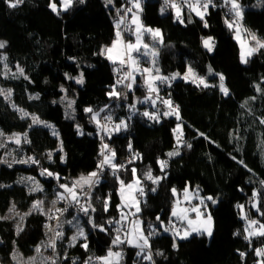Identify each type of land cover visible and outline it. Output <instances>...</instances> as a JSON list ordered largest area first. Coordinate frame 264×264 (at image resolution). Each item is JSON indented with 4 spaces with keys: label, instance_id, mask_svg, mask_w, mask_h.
Segmentation results:
<instances>
[{
    "label": "trees",
    "instance_id": "obj_1",
    "mask_svg": "<svg viewBox=\"0 0 264 264\" xmlns=\"http://www.w3.org/2000/svg\"><path fill=\"white\" fill-rule=\"evenodd\" d=\"M51 2L23 0L16 7H10L9 0H0V41L6 42L0 49V89H11L10 97L0 95V128L6 133H25L27 142L23 138L21 145L25 160L33 157L38 161L18 163L5 157L7 148L0 149V217H5L13 204L15 211L28 213L41 197V193L29 191L20 181L22 175L39 177L47 200L57 196L56 183L72 185L85 157L96 149L98 127L85 109L92 108L95 112L104 104L112 103L116 124L123 120L127 128L107 134L106 141L116 147L115 162L138 154L121 171V176L132 180L134 168L144 185L138 215L142 217L146 233L155 230L149 238L154 264H259L264 260L255 252L264 248V237L244 238L247 219L237 207L244 205L247 217L264 224V124L261 123L264 120V49L253 54L246 64L241 62L240 44L225 24L224 0H215L221 7L208 10L205 17L208 27L196 22L187 10L182 11L184 23H180L172 10L160 11L158 0L141 2L143 22L158 26L164 35L162 42L156 44V64L161 73L172 77L175 73H186L191 66L209 85L197 86L177 76L170 88L160 90L161 99L180 103L179 120L175 115H163L166 111L160 104L146 102L133 108L126 97L117 100L108 95L116 87V70L113 62L101 53L116 38L115 10L120 0H113L112 4L106 0H84L83 3L73 0L72 6L67 11L61 10L59 15L49 7ZM55 2L59 8L60 0ZM239 3L244 13L243 27L264 40V0H239ZM202 34L214 38L212 52L203 47ZM146 37L152 42L150 35ZM4 53L12 67L23 69V75H2ZM81 73L82 84L76 82ZM217 73L224 75L229 95L220 91ZM37 95L38 99H30ZM71 97L75 103L69 108ZM18 109L29 115L22 117ZM144 112L159 114V120L149 119ZM33 115L51 127L45 123L33 124ZM180 123L182 142L177 145L174 129ZM177 150L179 155H167ZM160 160L167 161L163 171ZM43 169L57 174L59 179L56 175H41ZM149 169L154 177L164 179L153 184L144 176ZM114 173L106 168L102 173L103 183L91 188L88 216L92 224L102 225L105 230L100 227L94 230L82 220L87 225L86 239L72 244L69 230L63 228V236L56 241L61 255L58 264H85L89 258V264H98L96 257H104L115 247L122 253L119 264H152L137 256L138 248L126 242L117 246L112 243L120 233L117 229L125 227L121 221L115 223L119 221L121 207L118 206L122 201L120 179ZM185 187L195 189L199 197L205 198L214 219L211 237L193 233L181 240L164 231L179 221L171 216V210ZM153 188L156 190L152 191ZM173 188L177 192L175 196ZM254 192L258 194L255 198ZM208 196L217 202L206 200ZM46 218L43 212L31 211L25 216L19 233L15 219H0V262L19 264L13 258L15 249L29 256L37 246L46 245L52 237L45 227ZM179 222L182 230L183 223ZM85 243L87 249L82 246ZM240 253L245 255L242 257Z\"/></svg>",
    "mask_w": 264,
    "mask_h": 264
},
{
    "label": "snow or ice",
    "instance_id": "obj_2",
    "mask_svg": "<svg viewBox=\"0 0 264 264\" xmlns=\"http://www.w3.org/2000/svg\"><path fill=\"white\" fill-rule=\"evenodd\" d=\"M81 3L84 2V0H80ZM108 4H111L113 0H106ZM132 7H128L124 10V15L120 16V10L117 9V15L119 16V19L116 21V39L112 42V45L110 47H106L105 49L102 50L101 54H105L107 56V59L110 61L119 62L121 66L127 64L130 67V71L124 73V79H130L131 83L127 84V87L129 89L132 88L133 83H135V76L133 75V72L136 71H143L144 73H147V77L145 79V84L147 85L149 94L153 92H157L158 89L155 87L154 82L155 81H169V77H164L160 75H153L152 74V69H140L138 66V61L136 58L133 56L134 52H140L141 49H148L147 44L142 43V35L144 32L150 33L153 39H158L160 42H162L163 37L162 33L160 32L159 29H151V28H145L142 23L140 22L139 18V11H142L141 7V0H130ZM225 5L229 6V13L232 15V19H225V24L230 30L235 31V38L240 44V60L242 63H247L248 59L253 56L256 52H258L261 49H264V40L259 39L255 33L249 32L248 29L243 27L242 21H243V9L241 4L239 3V0H224ZM23 3V0H9V6L10 7H16L18 4ZM73 4V0H60V5L59 8L57 6V3L55 0H52V2L49 4V7L51 10L56 13L57 15L60 14V11H67ZM164 7L160 9V11L163 13L166 11L167 8H172L175 10L176 14V19L180 23H184L183 19V13L182 9L183 6L186 5L187 8L190 10V12L194 13L197 17L200 18V20L203 22L204 27H208L207 20L205 19V16L208 14L209 7L212 6L214 7L215 5L213 4V0H181V2H177V0H164ZM133 9H136L137 11L134 12ZM128 13L132 14L131 17V25L135 26V36H136V42H124L122 38V33L120 31V27L122 24L125 23V18ZM246 33L248 36L251 38V42H254V46L252 43L249 42V40H245L241 38V34ZM202 44L203 47L206 48L209 52H212L214 47H215V40L213 37L209 36L207 38H202ZM6 45L5 41H0V49L4 48ZM146 54L156 56L158 53L155 51V49L151 50L150 52H147ZM3 59H6L4 57ZM153 64H155V61H153ZM17 71L23 75V69L19 68L17 66ZM209 73L213 72V69L209 67L208 69ZM156 72H159V69H156ZM7 73H5L6 75ZM179 73L173 74L171 79H175L177 76H179ZM216 75L219 76V89L224 95H229V89L225 86V77L223 74L217 73ZM183 79L186 81H191L192 83L196 84L197 86H204V87H209L208 83L206 82V79L202 76H199L195 70L189 66L187 69V72L184 74ZM76 82L82 84L83 83V73L80 74L78 78H76ZM123 83V80H118L117 84ZM64 89L62 88V91ZM257 91H260L259 85H257ZM0 95H4L5 98H8L11 96V89L4 90L0 89ZM109 96H114V97H119L121 94L117 91H115V86H113V90L108 93ZM149 97H146V99H149ZM30 99H38V95L35 97H30ZM64 99H67V97H64ZM253 99H255L253 97ZM75 103V101H69L68 102V107L71 108L72 105ZM155 101H153V104ZM165 105L168 106L169 111L163 113V115L168 116V115H175L176 118L179 120V106L178 105H173L171 100H165L163 101ZM15 107V105H13ZM134 108L133 106H130ZM18 111L21 112L22 117H27L29 113L24 112L23 109H18ZM86 112L91 113V119L97 124V127L104 130L108 135H111L112 132H119L122 128L126 129L127 128V123L123 120L120 121L119 124L114 125L111 130L108 129L107 124H102L99 116V112H94L92 108H86ZM103 111V109H101ZM144 116L149 117V119H154V120H159V114L157 113H149V112H144ZM105 119L107 121H111L112 117L106 116ZM32 122L33 124H38V123H45L43 121H40L39 117L37 116H32ZM261 123L264 124V120H261ZM48 127H51V125H47ZM78 131H80L79 126H77ZM174 131L177 133V145H180L182 142V131L180 129V125H177V129H174ZM54 135H58L55 131L53 132ZM80 134H83L80 132ZM4 133L0 131V136H3ZM202 135V134H201ZM25 136V141L26 140V134ZM8 140H14V142L19 145L21 143V136L20 134H13V136L8 137ZM2 146V145H0ZM188 147H191V145H188ZM129 148H131V144H129ZM62 150V146H61ZM100 155L103 157L100 163L97 165V171H93L88 173L87 175H81L77 180H75L71 186L68 184H60L59 187L63 189V192H60L57 194V199L58 200H68L69 203H75L80 206V211L84 212L87 214L89 212V208L91 205L89 204L88 206H85L81 204L80 201V196L81 193H83L85 196H87V193H84L85 187L91 189L92 186L95 184H98L100 182V174L105 168V166H110L113 170H116L117 168H122L124 167L123 165H117L113 161L115 159L116 153L115 150L110 148L108 144H102L101 146V151ZM169 157L179 155L178 150L177 151H172L167 154ZM138 154H135L133 158H137ZM49 158H51V153H49ZM63 160L64 157H61ZM18 163H38L37 160H35L33 157H29L27 160H22V161H16ZM131 163V161H129ZM160 168L163 171L167 167V161L165 160H160L159 162ZM242 163V162H241ZM11 167V165H9ZM48 175V176H53L56 175V178L59 179V176L57 174H54L52 172H49L47 169H43L41 171V175ZM132 174L133 177H136V169H132ZM144 176L147 180L152 181L153 184H159V181L161 179H164V177L156 176L154 177L152 175L151 169H149L147 172L144 173ZM22 179H28L32 180L35 183V187L31 188L30 191L35 192V191H42L43 189L40 187L38 182L34 181V178L32 177H27V178H22ZM264 183V182H262ZM79 189V191H78ZM156 189L153 188L152 191H155ZM135 193H139L141 196L144 194V189L141 187V180L139 178H135L131 183L125 184L123 180H120V196L121 200L123 202V207L127 208H135V212L132 213V215H136L140 213V201L137 199ZM173 195H177L176 189H172ZM198 197V191L196 193ZM258 194L253 193V197L255 198ZM183 198L185 201H191L193 198V193L190 192L189 188L185 187L183 190ZM206 200L211 201L213 204H215L217 201L212 197L208 196L206 197ZM43 201L37 200L33 203L32 209L29 210L28 213H24L23 215H20L15 211V204H13L9 209L8 212L14 215H18L20 217V221L22 222L24 220V217L27 215L31 214V211L33 210H38L43 212ZM53 205H55L56 201L52 202ZM105 211H107L108 208V201L106 200L105 202ZM200 205L204 206V209H206V204H205V198L200 199ZM254 207H257L256 204L253 205ZM121 207V206H118ZM241 210H243V205H237ZM94 211V209H92ZM257 210L259 208L257 207ZM67 211L66 208L64 209H55L56 213L63 214V212ZM189 213H194L195 218H192ZM46 215L48 213H45ZM171 216L175 217L177 220L181 222H186V227H184L182 230L180 228H177L175 225H172L170 228H165L164 231L172 232L174 239L179 238L181 240H185L189 238L190 236L193 235V233L196 234H207V236L211 237L213 233V218L210 213L206 212L199 206H193L191 208L187 207H181V201L177 199L172 207L171 210ZM10 217H0V219H8ZM50 219L53 218V216H49ZM57 220L59 219L58 216L55 217ZM247 219V217H244ZM127 219V214L121 211V220H126ZM156 219L160 221L161 225H163V221L160 220V217L157 216ZM90 223L92 222L91 220L89 221ZM68 223H71L69 221ZM109 223H113V221H109ZM115 223H120V221H115ZM142 221L139 219H136L132 222V228L125 233V237L122 240L120 235L117 234L116 237L113 239L112 243L113 245H118L121 243H127L131 246H134L139 249V252H137L138 257H142V259L151 261L152 264H154L152 254H151V245L149 244V237L155 234V230H150L147 235H145L144 229L142 228ZM258 225V227H257ZM45 227L49 228V231H53L50 225H45ZM93 227H100L102 231L105 229L103 228L102 225H95L93 224ZM151 227V226H150ZM57 228H59V225H57ZM23 230L22 226L20 224L17 225L16 231L17 233L21 232ZM121 229H117V232L119 233ZM244 231L247 233L245 235L246 240H250L251 237L254 236H260L264 237V224H261L257 220H249L248 221V226L244 229ZM63 236L62 231H55L54 235L49 239L45 247L51 248L53 251L56 249V241L57 239H60ZM79 237H84L85 232L83 228H77V232L75 235L72 236V242L75 243L76 240ZM85 249H87L88 245L85 243L82 245ZM173 247H177L175 243H173ZM41 250L40 246H37L35 251L39 253ZM147 250V251H146ZM256 255L257 256H264V248L261 249H255ZM161 254V253H158ZM240 255L243 257L245 254L240 253ZM14 259L16 258L15 256L13 257ZM122 258V253L119 251H112L110 248L108 250V253L104 257H96L98 261H101L102 264H119V260ZM30 260H35V257L29 258ZM51 260V264H56V260L53 259L52 257L48 258ZM91 258H89V261H86L85 264H89ZM259 264H264V260H261Z\"/></svg>",
    "mask_w": 264,
    "mask_h": 264
},
{
    "label": "rangeland",
    "instance_id": "obj_3",
    "mask_svg": "<svg viewBox=\"0 0 264 264\" xmlns=\"http://www.w3.org/2000/svg\"><path fill=\"white\" fill-rule=\"evenodd\" d=\"M113 3V2H112ZM111 3V4H112ZM224 4V10L226 11V13H227V19H232L233 17H232V15L229 13V6H226L225 5V3H223ZM125 5H126V3H125V1H122V0H120V2H119V5L117 6V8L120 10V7H125ZM141 7H143V3H141ZM184 7V6H183ZM218 7H221V5L219 4L218 5ZM211 8H214V7H211ZM217 8V7H216ZM135 9H133V11H134ZM184 10V9H183ZM137 10H135L134 12H136ZM142 11H139V18H140V22L142 23V25L145 27V28H151V29H159L160 30V32L162 33V37L164 38V35H163V32H162V29L161 28H159L158 26H151V25H148V24H145L144 22H143V17H142ZM132 15V14H131ZM132 17V16H131ZM196 19V22H201L202 24H203V22L200 20V18L198 17V18H195ZM135 26L133 25V31H134V33H133V37L135 36ZM233 32H234V34H235V31L234 30H232ZM147 35H150L151 36V34L150 33H147V32H144L143 33V35H142V37H141V39H142V42L144 43V44H147L149 47H148V49L147 50H145V49H143L142 50V54H133V56L136 58V60L139 62L140 60H141V58H144L143 56L144 55H146V57L148 58H150V60H149V62L148 63H150V62H152V66H155V64L157 63V60H158V57H157V55L156 56H152V55H148V54H146L147 52H150L151 50H153V49H155V51L158 53V46L157 45H155V44H157V43H160V41L158 40V39H153V37L151 36V40H152V42L150 43V42H148L147 41ZM209 36H211L212 37V35H203L202 34V37L203 38H207V37H209ZM122 38H123V36H122ZM136 38V37H135ZM241 38L242 39H245V40H249V42L250 43H252L253 44V46H254V42H251V38H250V36H248L246 33H242L241 34ZM259 38V37H258ZM116 39V38H115ZM114 39V40H115ZM260 39V38H259ZM262 40V39H261ZM4 57H6V59H3ZM153 61H155V64H153ZM148 65V64H147ZM152 66H150V67H152ZM150 67H148V68H150ZM19 68H21L20 66H19ZM153 68V67H152ZM2 75L3 76H5V77H7V76H9V77H11V76H18V75H21L18 71H17V66H15V67H12L9 63H8V61H7V55L4 53L3 55H2ZM5 73H7L6 75H5ZM125 73V72H124ZM124 73H123V76H121V78L122 77H124ZM159 73V72H158ZM180 75L179 76H184V74L185 73H179ZM159 75L160 76H164V77H169V78H171L170 76H165V75H163L162 73H161V71H160V73H159ZM80 76V75H79ZM201 76V75H200ZM202 77H204V76H202ZM205 78V77H204ZM117 80H121V79H118L117 78ZM117 80H116V78H115V81H116V87H115V91H117V92H119L121 95L119 96V97H117L116 99L117 100H119V99H123L124 97H126V99H127V102H129V103H131V104H133V101L132 100H135L138 96V98L136 99V100H140L141 99V97L143 98V100H144V102L146 103V102H149V101H147L148 99H146V97H149L150 96V98L149 99H154V97L153 96H151L152 94H149V91H145V92H143L142 93V91L143 90H141L139 87H137L136 89H137V91H138V93H139V95L137 96V94L135 93V95H133L130 91H129V88L127 87V82L126 81H124L123 80V83H120V84H117ZM174 80H176V79H174ZM154 84H155V87L158 89V94H159V96H160V90H165V89H168V88H170L169 87V85L167 86V85H165L164 84V82H161V81H155L154 82ZM135 84H133V86H134ZM163 85H165V86H163ZM154 93V92H153ZM154 96H156V95H154ZM161 97V96H160ZM168 100V99H167ZM69 101H74V98L73 97H71L70 98V100ZM143 102V103H144ZM144 103V104H145ZM161 105V104H160ZM73 106H74V104H73ZM163 108H164V110L166 111V112H168L169 111V108H168V106H162ZM101 109H103V111H101ZM113 111H114V107H113V104L112 103H107V104H104L98 111H95V112H99L100 113V116H99V119H100V121H101V123L103 124L104 122H106V124L107 125H111L112 127L114 126V125H116V120H115V117H114V113H113ZM150 113V112H149ZM111 116L112 117V120L111 121H107L106 119H105V117L106 116ZM105 119V120H104ZM155 121V120H154ZM47 124V123H46ZM180 125V127H181V123L179 124ZM111 127V128H112ZM177 129V128H176ZM101 130L102 129H100V128H98V130L96 131V134H95V136L97 137V139L95 138V147H96V149L94 150V152H89L88 154H87V156L85 157V160H84V162H83V164L81 165V167H82V169L79 171V173L80 174H78V176H76L75 178H74V180L73 181H75V180H77L81 175H87L88 173H90V171H89V167L87 168L86 166L90 163L89 161H91V159H90V156L94 159V164L91 166V169H92V172L93 171H97V165L99 164V162L101 161L100 159L101 158H103L101 155H100V151H101V146H102V144H108L107 143V141H106V135L104 136V138H103V140L101 139ZM0 131H2L3 133H4V135L3 136H0V145H2V146H0V149H4V148H7V151H6V155H5V157L6 158H9L10 160H13V161H22V160H25L26 159V156H25V153H24V150L21 148V145H22V143H23V138H25V136H24V134L25 133H23V132H18V131H14V132H11V133H6V132H4L1 128H0ZM114 132H112L111 134H113ZM176 133V132H175ZM13 134H20V136H21V143L19 144V145H17L15 142H14V140H8V137H10V136H13ZM176 136H177V134H176ZM23 139V140H22ZM175 142H176V137H175ZM109 145V144H108ZM109 147L110 148H113L114 150H115V152H116V147H114V146H111V145H109ZM131 155V154H130ZM128 156V155H127ZM127 156H126V158H125V160L123 161V162H115V160L116 159H114V163L115 164H117V165H123V163L126 161V159H127ZM132 156V155H131ZM100 160V161H99ZM129 161H131L132 162V160L130 159V157L128 158V162H127V164H125V165H123L124 167H122V168H117L116 170H113L110 166H108V168H110L111 170H113L115 173V176H118V178L120 179V180H123L124 182H125V184H128V183H131L135 178H139L140 180H141V178L140 177H138V175H137V173H136V177H133V174H132V180H130V181H127V180H125L122 176H121V171H123V170H126L127 169V167H128V165H130V163H129ZM36 164V163H35ZM38 166V165H37ZM27 177H32V178H34V181L35 182H38V184L40 185V187L43 189L42 191H35L36 193H41V197L40 198H38L37 200H41V201H43L44 203H43V213L45 214V213H48L47 214V216L49 215H52V212L55 210V209H57V201H56V197H53L52 199H50V200H47L46 198H47V196H46V194L43 192L44 191V185H43V182H41V180L39 179V177H36V176H33V175H30V174H25V175H22V177H21V179H20V181L22 182V183H24L26 186H27V188L29 189V191H30V189L31 188H33V187H35V183L32 181V180H28V179H22V178H27ZM49 177H51V176H49ZM100 178H102V174L100 175ZM56 181V180H55ZM141 182H142V180H141ZM103 183V182H102ZM59 185L60 184H64L63 182L62 183H58ZM57 183H56V185H55V187H57V188H59V185H58ZM95 185H100V182L98 183V184H95ZM94 185V186H95ZM69 186H71V185H69ZM94 186H92V187H94ZM141 187H143V189H144V185H142L141 184ZM56 188V189H57ZM119 190H120V182H119ZM78 191H79V189H78ZM90 192H92L91 190H89ZM89 191H88V189H87V187H85V189H84V193H87V194H89V197L88 198H85V203L84 204H86L85 206H87L88 204H89V201H90V199H91V195H90V193H89ZM144 194H145V189H144ZM135 195H136V197L137 196H139V193H135ZM81 197H82V199H84V197H85V195L82 193V195H81ZM81 199V200H82ZM138 199V198H137ZM36 200V201H37ZM141 200V199H140ZM139 200V201H140ZM53 201H56V203H55V205H53ZM122 201V200H121ZM121 210H120V212L121 211H123L124 213H126L127 214V219L126 220H123L124 221V223L126 224V227L123 229V230H121L120 231V233H119V235H120V237H121V239L123 240L124 239V237H125V233L126 232H128L131 228H132V222L134 221V220H136V219H139L140 221H142L143 222V220H142V217H141V215L139 216L138 214H136V215H131L128 211H131L132 213H134L135 212V208L134 207H132V208H127V207H123V202H121ZM139 206H140V204H139ZM244 206V205H243ZM36 211H38V210H36ZM242 211V214H241V216L242 217H247V211H246V207L244 206L243 207V210H241ZM17 213H19L20 215H23L24 213H20V212H18V211H16ZM39 212H41V211H39ZM46 215V214H45ZM8 217H10V218H13V219H15V224H16V228H17V225L18 224H20L22 227H23V225H24V223H25V217H24V220L21 222L20 221V217L18 216V215H14V214H11V213H8ZM120 219H121V214H120ZM249 217H247V224H248V221H249ZM68 220L69 221H72L71 223H68ZM250 220H252V219H250ZM59 221H61L60 222V226L62 225V228H65L66 230H69L68 231V236H69V238H70V243H72V244H74L73 242H72V236L73 235H75L76 234V232H77V228H83V230H84V232H85V236H86V226L87 225H85V224H83V222H82V218H78L76 215H75V217H74V219H70L69 217H64L62 220L60 219ZM84 221V220H83ZM87 221V220H86ZM85 221V222H86ZM88 222V221H87ZM89 223V222H88ZM55 224V223H54ZM68 226H69V228H68ZM123 226V225H122ZM57 228V227H56ZM142 228L144 229V232H145V235H147L148 233H146V231H145V227H144V222L142 223ZM52 236V235H51ZM150 238V237H149ZM82 239H85L84 237H79L77 240H76V242L77 241H79V240H82ZM68 241V242H69ZM45 242H47V240L45 241ZM75 242V243H76ZM150 244V243H149ZM44 243L43 244H41L40 245V248H41V250H40V252L39 253H37L36 251L34 252V257H35V260L33 261V260H29V263L30 264H38V261L40 262L41 261V263L40 264H48V261H49V259H48V256H49V254H50V248H43L44 247ZM118 245H120V244H118ZM58 248V247H57ZM147 251V250H146ZM151 254H152V252H151ZM15 255H16V260H18V261H21V260H23L24 259V257H23V254L20 252V251H16L15 252ZM61 256V255H60ZM43 258L45 259V260H43ZM42 259V260H41Z\"/></svg>",
    "mask_w": 264,
    "mask_h": 264
},
{
    "label": "built area",
    "instance_id": "obj_4",
    "mask_svg": "<svg viewBox=\"0 0 264 264\" xmlns=\"http://www.w3.org/2000/svg\"><path fill=\"white\" fill-rule=\"evenodd\" d=\"M122 1H125V3H126V5H125V7H120V16H123L124 15V10L126 9V8H128V7H132V4H131V2H130V0H122ZM162 4H163V6H165L164 5V0H159ZM141 2H142V0H141ZM177 2H181V0H177ZM213 4L215 5L214 7H217L218 6V4L217 3H215V1L213 0ZM187 6L186 5H184V7H183V9H185ZM210 7H212V6H210ZM209 7V8H210ZM223 7H224V4H223ZM170 8V7H169ZM182 9V10H183ZM130 13H128L127 14V16H126V18H125V23L124 24H122L121 25V27H120V31H121V33H122V36H123V40H124V42H127L130 38H133V33H134V31H133V25H131V19H130ZM115 70H116V72H115V78H116V80H117V78L118 79H121V80H124V81H127V79H124V77H122L121 78V76H123V73L124 72H128V71H130V69H129V66L127 65V64H125V65H123V66H121L120 64H119V62L118 63H116L115 64ZM118 81V80H117ZM174 82H175V80L174 79H169V81H165L164 82V84L165 85H169V86H171V85H173L174 84ZM165 85H163V86H165ZM147 101H149L148 103H150V104H152V100L151 99H148ZM172 101V103H173V105H178L179 106V108H180V103H178V101H176V100H174V99H172L171 100ZM105 120V119H104ZM103 124H106V122H104ZM108 126V129L109 130H111V125H107ZM101 139L103 140V138H104V136L105 135H107V133L104 131V130H101ZM113 149V148H112ZM130 157V159L133 161L134 160V158H133V156H131V155H128L127 156V159H126V161L123 163V165H125V164H127V162H128V158ZM100 160H102V158L100 159ZM99 160V161H100ZM29 163H31V162H29ZM100 163V162H99ZM31 164H35V163H31ZM106 168H108V166H105V168L103 169V171L101 172V174L105 171V169ZM98 170V169H97ZM100 174V175H101ZM102 182H103V180H102V178H100V184H102ZM59 185V184H58ZM57 188V187H56ZM88 189V191L89 190H91V189H89V188H87ZM57 190H58V193H60V192H63L64 190L63 189H61L60 187L59 188H57ZM89 193H90V195H91V192L89 191ZM144 195V194H143ZM143 195L141 196L140 194H139V196H137V198H138V200H140V199H142L143 198ZM89 197V194L87 195V196H85L84 197V199H82V197L80 198V201H81V204H83V205H86V204H84L85 202V198H88ZM56 198H57V196H56ZM82 199V200H81ZM56 201H57V209H64V208H66L67 209V211H65V212H63V214L61 215V214H59V213H56L55 212V210L52 212V215H50V216H53V218L52 219H50L49 218V215L47 216V218H46V225H50L51 226V228L53 229V231H49V233L53 236L54 235V232L55 231H64V229L62 228V225L60 226L59 224H60V222L61 221H59L60 219L62 220L65 216L66 217H69L70 219H74V217H75V215L78 217V218H82V220H84V221H90V218H89V216H88V213L87 214H85L84 212H82V211H80V206L79 205H77V204H75L74 202L73 203H69V201L68 200H58V199H56ZM186 207L187 208H191L192 207V204L191 203H186ZM56 216H58L59 217V219L57 220L55 217ZM55 223V224H54ZM89 224H91V226H92V228L95 230L96 229V227H93V224H92V222L90 223L89 222ZM57 225H59V228H56L57 227ZM174 225L177 227V228H180L181 227V223L178 221V222H175L174 223ZM170 227H172V226H168L167 228H170ZM257 227H258V225H257ZM48 230H49V228H48ZM168 233H172V232H170V231H168ZM113 249V248H112ZM49 257H52L53 259H55L56 260V264H58V262L61 260V258H60V254H59V251H58V249H57V247H56V249H55V251H53L52 249H51V251H50V254H49V256H48V258ZM95 260H97V259H95ZM48 264H51V260H49L48 261ZM98 264H102V262L101 261H98Z\"/></svg>",
    "mask_w": 264,
    "mask_h": 264
},
{
    "label": "crops",
    "instance_id": "obj_5",
    "mask_svg": "<svg viewBox=\"0 0 264 264\" xmlns=\"http://www.w3.org/2000/svg\"><path fill=\"white\" fill-rule=\"evenodd\" d=\"M114 3V2H113ZM117 7H116V10H115V15H116V21L119 19V16L117 15ZM188 10V8L186 7L184 10ZM136 10V9H135ZM134 10V11H135ZM183 11V10H182ZM192 15L195 17V18H198L194 13H192ZM132 16V15H131ZM206 17V16H205ZM135 29V28H134ZM136 36H134V38L131 40V42L132 43H135L136 42V38H135ZM143 43V42H142ZM151 43V42H150ZM144 44V43H143ZM112 45V43L109 45V46H107V47H110ZM156 45V44H155ZM106 48V47H105ZM142 50H143V48L141 49V51L140 52H134L133 54H142L141 52H142ZM106 56V55H105ZM107 57V56H106ZM144 58H141V60L138 62V66H139V68L142 70V69H145V68H148V67H150V66H152V62H150V63H148L147 61H146V55H144L143 56ZM150 60V58L148 57V61ZM111 62H113V61H111ZM118 62V61H117ZM148 64V65H147ZM153 67V68H152ZM152 67H150V68H148V69H152V74L153 75H159V73H160V71H161V69L158 67V64H155V66H152ZM129 69H130V67H129ZM156 69H159V73H157L156 72ZM131 70V69H130ZM133 75L135 76V83H133V84H135L134 86H132V88L131 89H129V91L133 94V95H135V93L137 94V96L139 95V93H138V91H137V87H139L141 90H143L142 91V93L143 92H145L146 90L148 91V88H147V85L145 84V79H146V77H147V73H144L143 71H136V72H133ZM127 84H129V83H131V80L130 79H127ZM158 92L159 91H157V92H154V93H151L152 95L151 96H153L154 97V99L152 98L151 100L152 101H155V104L157 105V104H161L159 107H162V106H167V105H165L164 103H163V101H165L166 99H161L160 98V96H159V94H158ZM154 95H156V96H154ZM139 97V96H138ZM137 97V98H138ZM136 98V99H137ZM132 100L133 101V105H135V104H140V103H142L143 104V102H144V100H143V98L141 97V99L140 100ZM169 100V99H168ZM145 103V102H144ZM136 145V147H138V148H140V145H139V143H136L135 144ZM90 159H91V161H89L90 163L86 166L88 169H89V171L90 172H92V169H91V166L94 164V159L92 158V157H90ZM82 169V167H80V169L79 170H81ZM80 174V173H79ZM189 190H190V192L191 193H193V198H192V200L189 202V201H185L184 200V198H183V192L181 193V196L178 198L180 201H181V207H186V203H191L192 204V207L193 206H199V207H201L203 210H205L206 212H208V213H210L211 214V212H210V208H208V206H207V204H206V209H204V206L203 205H200V199L202 198V197H197V195H196V190L194 189H190L189 188ZM81 195H82V193H81ZM80 198H81V196H80ZM131 215H132V212L131 211H128ZM189 215L192 217V218H195V214L194 213H189ZM5 217H8V213L6 214V216ZM175 218V217H174ZM176 219V218H175ZM68 222H69V220H68ZM72 222V221H71ZM183 223V228L184 227H186V222H182ZM213 227H214V219H213ZM68 228H69V226H68ZM214 231V230H213ZM207 235V234H206ZM117 246V245H116ZM112 249V248H111ZM16 251H19L18 249H15V251H14V254H13V256H15L16 257V255H15V252ZM112 251H114V252H116V251H119L118 249H117V247H115V250L114 249H112ZM119 252H121V251H119ZM107 255V254H106ZM106 255H104V256H106ZM23 257H24V259L23 260H21V261H18V260H16V258L14 259L15 260V262L16 263H19V264H30L29 263V258H31V257H34V254H32V255H29V256H25V255H23ZM261 257H264V256H261ZM42 260V259H41ZM43 260H45L44 258H43ZM121 260V259H120ZM119 260V261H120ZM261 261V260H260ZM41 263V261L39 262L38 261V264H40ZM0 264H2L1 262H0Z\"/></svg>",
    "mask_w": 264,
    "mask_h": 264
},
{
    "label": "bare ground",
    "instance_id": "obj_6",
    "mask_svg": "<svg viewBox=\"0 0 264 264\" xmlns=\"http://www.w3.org/2000/svg\"><path fill=\"white\" fill-rule=\"evenodd\" d=\"M158 1H159V0H158ZM214 1H215V0H214ZM159 2H160V1H159ZM215 3H216V2H215ZM160 4H161V7H164L163 4H162L161 2H160ZM217 7H218V6H217ZM210 8H211V7H210ZM210 8H209V9H210ZM214 8H216V7H214ZM168 9L172 10L173 12H175V10L172 9V8H168ZM186 10H187V9H186ZM187 11L190 12L189 9H188ZM190 13L192 14V12H190ZM192 16H193V15H192ZM129 17H130V19H131V13H130V16H129ZM193 17H194V16H193ZM194 18H195V17H194ZM133 38H134V37H133ZM133 38H130L127 42H131V40H132ZM146 61L149 62V61H148V58H146ZM110 62H111V61H110ZM116 63H118V62H115V63L113 62L114 65H115ZM119 221H121V223L126 227V224L124 223L123 220L120 219V217H119ZM125 227H124V228H125ZM165 228H166V227H165Z\"/></svg>",
    "mask_w": 264,
    "mask_h": 264
}]
</instances>
